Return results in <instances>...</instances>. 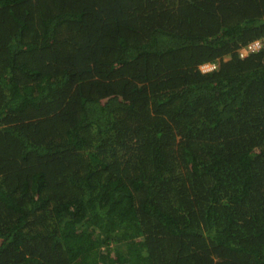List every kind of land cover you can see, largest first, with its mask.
Returning <instances> with one entry per match:
<instances>
[{
	"label": "trees",
	"instance_id": "1",
	"mask_svg": "<svg viewBox=\"0 0 264 264\" xmlns=\"http://www.w3.org/2000/svg\"><path fill=\"white\" fill-rule=\"evenodd\" d=\"M263 41L264 0H0V264H264Z\"/></svg>",
	"mask_w": 264,
	"mask_h": 264
},
{
	"label": "built area",
	"instance_id": "2",
	"mask_svg": "<svg viewBox=\"0 0 264 264\" xmlns=\"http://www.w3.org/2000/svg\"><path fill=\"white\" fill-rule=\"evenodd\" d=\"M260 48H261V44L259 42H253V43L249 44L247 47L244 48V52L246 53L245 57L249 54H252V53L259 51ZM240 55H241V57L244 58L243 54L240 53ZM214 68H215V66L212 64H205V65H202L200 67V70L203 73H207V72L213 70Z\"/></svg>",
	"mask_w": 264,
	"mask_h": 264
},
{
	"label": "rangeland",
	"instance_id": "3",
	"mask_svg": "<svg viewBox=\"0 0 264 264\" xmlns=\"http://www.w3.org/2000/svg\"><path fill=\"white\" fill-rule=\"evenodd\" d=\"M262 45L264 46V41L262 42ZM239 53H241V54H243L244 55V58H245V52H244V49H240L239 50ZM240 57H241V55H240ZM241 58H243V57H241Z\"/></svg>",
	"mask_w": 264,
	"mask_h": 264
}]
</instances>
